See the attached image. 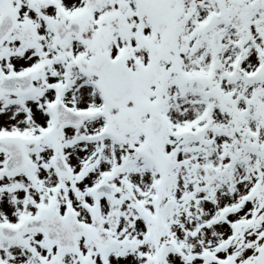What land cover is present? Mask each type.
<instances>
[{"label": "snow or ice", "instance_id": "1", "mask_svg": "<svg viewBox=\"0 0 264 264\" xmlns=\"http://www.w3.org/2000/svg\"><path fill=\"white\" fill-rule=\"evenodd\" d=\"M0 264H264V0H0Z\"/></svg>", "mask_w": 264, "mask_h": 264}]
</instances>
